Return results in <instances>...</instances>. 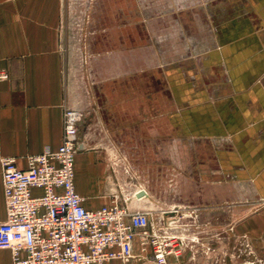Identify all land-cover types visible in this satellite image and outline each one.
<instances>
[{"label":"rangeland","instance_id":"rangeland-1","mask_svg":"<svg viewBox=\"0 0 264 264\" xmlns=\"http://www.w3.org/2000/svg\"><path fill=\"white\" fill-rule=\"evenodd\" d=\"M63 2L66 60L78 72L77 109L85 115L80 133L90 132L113 193L146 190L141 206L178 210L172 231L184 242L172 264H264V199L249 185L222 183L216 150L229 138L186 129L190 110L176 111L168 76L199 70L229 40L224 25L247 7L240 0ZM0 264H8L1 248Z\"/></svg>","mask_w":264,"mask_h":264},{"label":"crops","instance_id":"crops-1","mask_svg":"<svg viewBox=\"0 0 264 264\" xmlns=\"http://www.w3.org/2000/svg\"><path fill=\"white\" fill-rule=\"evenodd\" d=\"M240 1L248 14L239 11L224 25L222 36L229 40L210 50L199 70L174 69L168 76L176 111L190 110L186 129L229 138L216 150L222 183L233 190L249 185L264 199V0ZM63 9V0H0V70L9 73L0 79V223L6 219L3 161L15 158L26 168L28 155L57 148L64 111L80 108L78 72L66 60ZM80 126L84 148L76 155L75 184L85 206L97 209L111 202L113 188L106 164L91 149L90 132L80 133ZM4 250L12 264L10 250ZM135 261L140 260L129 264Z\"/></svg>","mask_w":264,"mask_h":264},{"label":"built area","instance_id":"built-area-1","mask_svg":"<svg viewBox=\"0 0 264 264\" xmlns=\"http://www.w3.org/2000/svg\"><path fill=\"white\" fill-rule=\"evenodd\" d=\"M9 78L0 70V79ZM80 110L63 115L61 144L27 156V167L15 158L3 161L6 219L0 223V248L12 264H129L151 254L155 264L179 258L183 239L175 235L176 208L154 212L135 197L119 198L97 209L87 208L75 184ZM139 251H135V243Z\"/></svg>","mask_w":264,"mask_h":264},{"label":"water","instance_id":"water-1","mask_svg":"<svg viewBox=\"0 0 264 264\" xmlns=\"http://www.w3.org/2000/svg\"><path fill=\"white\" fill-rule=\"evenodd\" d=\"M79 148H84V143L79 144ZM145 192L138 193L139 196H143Z\"/></svg>","mask_w":264,"mask_h":264},{"label":"bare ground","instance_id":"bare-ground-1","mask_svg":"<svg viewBox=\"0 0 264 264\" xmlns=\"http://www.w3.org/2000/svg\"><path fill=\"white\" fill-rule=\"evenodd\" d=\"M138 192H141V190H139ZM138 192H137V194H138ZM142 192H146V191H145V190H142ZM147 196H148V195H146L145 198H148ZM136 198H137V197H136ZM137 199L140 200V201H142V200L139 199V198H137Z\"/></svg>","mask_w":264,"mask_h":264}]
</instances>
